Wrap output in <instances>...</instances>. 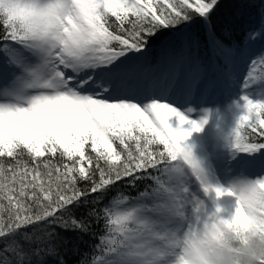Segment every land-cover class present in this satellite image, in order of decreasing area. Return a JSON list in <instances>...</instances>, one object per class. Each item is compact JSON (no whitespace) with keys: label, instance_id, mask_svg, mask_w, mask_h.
Here are the masks:
<instances>
[{"label":"snow or ice","instance_id":"1","mask_svg":"<svg viewBox=\"0 0 264 264\" xmlns=\"http://www.w3.org/2000/svg\"><path fill=\"white\" fill-rule=\"evenodd\" d=\"M218 3L0 0V158H11L0 159V264H66L53 225L98 236L90 264H187L180 237L210 222L224 191L214 160L264 178V8L259 30L226 44L209 19ZM193 14L226 64L247 61L242 79L224 73L225 101L209 100L183 49L162 77L140 71L152 42L169 52L165 33ZM142 180L154 186L105 203L117 182ZM220 223L246 224L247 206L235 197Z\"/></svg>","mask_w":264,"mask_h":264},{"label":"trees","instance_id":"2","mask_svg":"<svg viewBox=\"0 0 264 264\" xmlns=\"http://www.w3.org/2000/svg\"><path fill=\"white\" fill-rule=\"evenodd\" d=\"M264 8V0H219L215 10L209 17L211 22V29L215 36L226 44L233 41L243 43L246 33L251 29L259 30L261 25V9ZM190 12L192 10H189ZM113 20L115 18H112ZM0 28V33H2ZM169 37V49L174 53L183 49L185 64L198 63L202 66L204 71L212 74L214 77H219L221 82L226 84L224 73L231 70V63H237L236 58H233L228 64L225 63L219 53L214 52V46L211 42L209 26L205 24L203 18L193 14V20L186 22L184 25L178 27L176 30L165 33ZM158 40L152 42L151 57H157L158 60L164 59L168 62V57L165 54L169 52H162L158 47ZM186 49L184 50V47ZM262 46L261 43L255 44V49L258 51ZM164 55V56H163ZM261 69L256 70V74L261 73ZM95 155L94 153H90ZM5 160V164L11 162V158H0ZM86 163V162H85ZM97 179L99 176L97 174ZM10 179V174H9ZM8 181H0V183H7ZM83 183V182H82ZM152 184L151 180H142L137 183L135 188L129 187L126 183L117 182L108 192L105 203L110 206L111 200L115 198H122L123 195L136 197L139 192L145 190L147 186ZM0 203L7 204L6 200H0ZM104 205H101L103 207ZM80 214L79 212L77 213ZM6 216V213H4ZM225 218H231L228 212L224 213ZM103 222L100 224H93V230L100 234L103 232ZM44 228V225H40ZM48 231H53L58 234L52 237V244H54L66 264H90L94 255L99 254L94 251V247L98 243V236H93L91 233H81L78 231L64 230L58 226H49ZM43 235V233H38ZM48 264H54L51 257L48 258Z\"/></svg>","mask_w":264,"mask_h":264},{"label":"clouds","instance_id":"3","mask_svg":"<svg viewBox=\"0 0 264 264\" xmlns=\"http://www.w3.org/2000/svg\"><path fill=\"white\" fill-rule=\"evenodd\" d=\"M258 179L264 178L235 176L222 184L224 191L215 200L227 195L243 201L247 223H220L231 218L221 215L220 204L209 201L210 222L206 220L180 237L187 264H264V187L256 182Z\"/></svg>","mask_w":264,"mask_h":264},{"label":"rangeland","instance_id":"4","mask_svg":"<svg viewBox=\"0 0 264 264\" xmlns=\"http://www.w3.org/2000/svg\"><path fill=\"white\" fill-rule=\"evenodd\" d=\"M255 50V49H254ZM248 70V65L246 60H242L240 58V63L237 65L236 68H232L231 71L240 79H242L243 75L246 74ZM169 69H167L165 72L167 73ZM155 74V73H154ZM154 74H151L149 77L154 76ZM208 74V77H207ZM203 73V89L206 91L207 96L209 97V100H218V101H225L226 99V92L229 90L226 89V85H221L219 82L218 77H212L210 73L207 72ZM148 76V74H146ZM211 85V87L209 86ZM231 91H238V89H233ZM204 106H214L213 104L209 103ZM214 167H216L217 175L221 179L222 182H227L229 179L239 176V175H246L248 177L257 178V172L258 170H247L244 172H241V170L233 169L229 171L226 169L223 163L219 161L214 160ZM193 190L197 192V194L200 196L201 199H204L205 202H207V197L203 194L202 190L199 189L198 183L193 180L192 184ZM218 204L221 205L223 208V211L221 212V215L225 212H228L231 216L234 214V205H235V197L234 196H224L219 201H217ZM123 207V206H122Z\"/></svg>","mask_w":264,"mask_h":264}]
</instances>
